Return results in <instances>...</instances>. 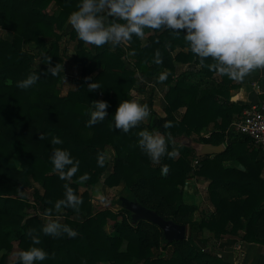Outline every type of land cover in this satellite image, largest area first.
<instances>
[{"label": "trees", "instance_id": "trees-1", "mask_svg": "<svg viewBox=\"0 0 264 264\" xmlns=\"http://www.w3.org/2000/svg\"><path fill=\"white\" fill-rule=\"evenodd\" d=\"M78 6L79 0H0V27L13 33L11 40L0 37V251L28 248L32 236H38L36 246L48 256L37 264H228L213 250L201 247L194 236L205 242L204 230L213 237L243 230V240L264 245L262 160L257 159L251 139L234 136L222 152L202 156L196 164L193 148L179 139L185 135L215 145L224 141L225 130L246 107L229 100L233 79L212 70L211 57L201 63L183 30L145 28L144 36L133 35L126 48L87 44L71 25L66 30L68 16ZM65 33L74 43L69 56L62 43ZM157 53L160 63H156ZM44 56H51L53 66L62 64L63 71L51 75L48 64L41 61ZM66 59L79 70L70 78L73 86L62 94ZM175 62L193 67L178 73ZM33 71L39 76L36 84L19 88L17 82ZM161 73H167L162 81ZM138 74L154 78L165 100L164 115L152 110L148 123L142 121L124 132L114 127L112 114L119 102L132 100L130 91ZM89 76L101 89L87 90L85 77ZM152 91L150 87L142 104L151 105ZM96 99L108 101V115L89 126V109ZM167 121L171 126L166 128ZM209 123L215 129L200 135ZM143 130L164 135L173 154L153 162L139 145ZM40 133L45 139L39 138ZM52 136H59L63 143L52 144ZM108 146L114 150L111 162L106 157ZM55 148L67 149L79 161L71 179H61L54 170L50 157ZM101 154L103 167L97 163ZM232 159L243 169L224 164ZM84 173L88 179L81 181ZM105 174V185L124 182L129 198L164 220L188 226V236L167 240L159 226L132 220L125 208H95L93 188ZM193 176L210 180L208 200L213 210L200 219L194 216L197 206L183 199V187ZM66 186L82 203L57 211L55 202L65 198ZM26 188L32 190L30 197L21 193ZM49 220L69 225L77 235L44 234L42 227Z\"/></svg>", "mask_w": 264, "mask_h": 264}, {"label": "clouds", "instance_id": "clouds-1", "mask_svg": "<svg viewBox=\"0 0 264 264\" xmlns=\"http://www.w3.org/2000/svg\"><path fill=\"white\" fill-rule=\"evenodd\" d=\"M124 23L115 22V19ZM68 23L75 30L77 37L87 44L97 47L111 44L113 47L131 41L133 35L144 36V29H162L181 32L193 53L201 58L211 57L215 63L210 65L220 75L233 80H243L254 70L264 69V0H79V6L68 16ZM51 56H44L41 61L48 64L47 71L57 75L63 71V65L50 63ZM157 53L156 63H160ZM161 81L167 73L158 77ZM39 80L37 71L17 82L21 89H28ZM88 91L101 89L99 82L90 76L85 77ZM108 101L93 100L89 109V126L105 119L108 115ZM114 127L128 132L149 115L146 103L137 99L123 100L113 112ZM166 128L171 126L167 121ZM139 145L153 162H159L168 152L166 137L159 133L143 130L139 133ZM40 139H45L43 133ZM51 143L60 145L63 140L52 136ZM54 170L61 179H71L79 170V161L64 148H55L51 154ZM97 163L103 167L104 155H98ZM81 181L88 179L84 173ZM82 198L73 189L66 186L65 198L55 202V209L63 207L77 208ZM46 235L58 237L63 233L76 236L77 232L58 220H49L42 227ZM32 236V233L29 232ZM32 246L13 253V264H37L44 261L48 253L41 247L38 236H32Z\"/></svg>", "mask_w": 264, "mask_h": 264}, {"label": "crops", "instance_id": "crops-1", "mask_svg": "<svg viewBox=\"0 0 264 264\" xmlns=\"http://www.w3.org/2000/svg\"><path fill=\"white\" fill-rule=\"evenodd\" d=\"M121 46L126 48L127 43L125 42L121 44ZM175 64L178 73L193 67L192 65L189 64L187 65L179 62H175ZM70 67H72V69L77 68L76 66H70ZM126 67L129 69L132 68L129 65H127ZM76 75L70 74L71 77ZM215 77L220 79L218 74H215ZM232 82L235 86L229 89L230 101H233L240 105H246L247 107L250 104L258 103L264 99V69L254 70L252 73L247 75L243 80L240 81L232 80ZM150 87H153L151 105L147 104L150 108L149 109L150 115L143 121L145 123H148L150 121L152 110H154L158 115H164L165 100L163 98L162 92L160 91L159 88L156 87L153 77H146L141 74L137 75V81L135 83V86L130 91L132 99H137L139 100L140 103H143V99L145 95L148 93ZM67 90L68 89L62 92V94L63 93L65 94ZM156 102H158V104ZM183 110L184 108L180 109V111ZM213 129H215L214 123H209V125L200 132V135L207 136L210 133V131H212ZM227 129L225 130V137H224V141L222 142L224 149L229 144L230 139L232 138L227 135ZM113 156H114V150L108 146L106 148V157L111 162ZM257 159H260L258 154H257ZM224 164L229 166L232 165L238 169H243V165L233 159L226 160ZM105 176L106 174L102 176L100 182H98L94 186L93 191L98 188L100 189L104 188V190H112V189H118L119 187L120 188L124 187V182H121L119 185L114 187H108L103 183V178ZM260 177L264 181V160H262V169L260 172ZM209 181H210L209 179H204L196 176L188 178V180L186 181L183 187L184 189L183 199L186 202L192 203L197 206V204L199 203L200 196L203 193L206 192L208 193ZM124 196L127 197L128 195H124ZM117 205L118 204L115 201L114 206ZM212 210H213V206L211 205L210 202L207 210L202 209L198 205L196 210L194 211V216L196 219H200V217L204 213ZM107 225L108 224H106V226ZM186 230L188 236V226H186ZM242 234H243V230H241L238 235L223 234L219 237H213L208 234L207 230H204L202 237L206 239L205 242L198 241L197 236H194L195 237L194 239L196 242L200 244L201 247H204L207 250H213L218 258L222 259L224 262L228 264H264V245L255 241H245L241 238Z\"/></svg>", "mask_w": 264, "mask_h": 264}, {"label": "rangeland", "instance_id": "rangeland-1", "mask_svg": "<svg viewBox=\"0 0 264 264\" xmlns=\"http://www.w3.org/2000/svg\"><path fill=\"white\" fill-rule=\"evenodd\" d=\"M69 25L70 24L67 22L66 30L68 29ZM12 36H13V33L11 31L2 29L0 27V37L4 38L6 40H11ZM62 43H63V46H65L67 49L66 55L69 56L73 51L74 43L68 39L67 33H65L63 35ZM23 47L28 48V49L32 48L30 45H27V44H23ZM70 66H75V65L66 59L64 71H65V74H67V76L65 77V80H63V82L61 83V93L64 92L69 87L73 86V84L70 81V78H71L70 74H72V75L78 74L77 68L72 69V67H70ZM146 99H148V93L145 95L143 102ZM156 103L158 104V102H156ZM35 186L40 191H42L41 187L38 184H35ZM31 191H32L31 188H26V189L21 190V193L27 197H30ZM124 195H129V189L125 188V185L123 188L119 187L118 189H112V190H104V188H101V189L98 188V189H95L93 191L91 202L93 203L95 208H102V207H105V205L110 206L111 204H114L115 201L116 202L118 201V196H124ZM30 202H32V200H30ZM199 203L197 204V206L199 205L202 209H205V210L208 209L209 202H208V193L207 192L203 193L200 196ZM113 207L117 208L115 206H113ZM107 224L108 225L105 228L107 231H110L111 230L110 225L112 224V221H109ZM16 251H17L16 246H14V248L10 252H6L4 250L3 251L1 250L0 251V264H13V259H14L13 253Z\"/></svg>", "mask_w": 264, "mask_h": 264}, {"label": "water", "instance_id": "water-1", "mask_svg": "<svg viewBox=\"0 0 264 264\" xmlns=\"http://www.w3.org/2000/svg\"><path fill=\"white\" fill-rule=\"evenodd\" d=\"M179 139L181 143L192 147L197 157L212 156L224 150L222 143L215 145L212 143L195 141L185 135L180 136ZM117 204L118 205L115 207H122L131 212L132 220L144 219L155 223L162 229L167 240H180L187 237L185 225L177 224L171 220H164L155 211L140 205L128 196H119ZM110 206L113 207L114 204Z\"/></svg>", "mask_w": 264, "mask_h": 264}, {"label": "built area", "instance_id": "built-area-1", "mask_svg": "<svg viewBox=\"0 0 264 264\" xmlns=\"http://www.w3.org/2000/svg\"><path fill=\"white\" fill-rule=\"evenodd\" d=\"M227 135L249 137L259 158L264 160V99L244 108L241 117L231 122ZM199 158L196 156L193 163L196 164Z\"/></svg>", "mask_w": 264, "mask_h": 264}]
</instances>
